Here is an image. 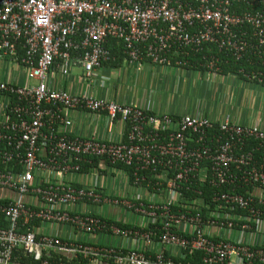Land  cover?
Wrapping results in <instances>:
<instances>
[{
	"label": "built area",
	"instance_id": "built-area-1",
	"mask_svg": "<svg viewBox=\"0 0 264 264\" xmlns=\"http://www.w3.org/2000/svg\"><path fill=\"white\" fill-rule=\"evenodd\" d=\"M263 3L0 0V58L9 57L17 69L22 67L25 81H0V189L14 193L0 199V219L6 223L0 226V262H15L14 254L20 251L39 264H80L72 262L78 256L87 264H181L175 260L199 251L202 264H264V156L255 160L257 149L243 151L247 140L264 144V129L234 123L228 116L214 123L191 115L155 114L92 93L54 89L50 82L51 72L65 77L79 64L88 86L103 84L99 71L113 60L104 46L108 39L122 43L129 64L147 60L157 66L185 68L191 65L190 57L206 50L204 66L211 72L220 71L222 55L264 67ZM235 5L243 9L236 10ZM18 45L23 50L21 59ZM238 74L248 76L241 67ZM73 111L103 114L110 123L124 121L125 140L71 136ZM94 158L110 166L133 167L130 185L136 188L146 182L142 172L160 169L156 178L166 180V198L161 205L144 204L139 198L104 195L96 183L80 187L64 182ZM195 178L214 187L249 186L252 192L215 194L213 200L221 205L206 218L190 210L173 213L171 205L180 184ZM159 184L155 183L154 191H159ZM78 204L129 209L147 219V224L122 228L98 214L75 212ZM34 221L130 239L134 248L36 237L30 229ZM149 225L153 229L145 231ZM155 243L158 247L152 254L140 249ZM54 251L70 253L72 259H48Z\"/></svg>",
	"mask_w": 264,
	"mask_h": 264
},
{
	"label": "crops",
	"instance_id": "crops-1",
	"mask_svg": "<svg viewBox=\"0 0 264 264\" xmlns=\"http://www.w3.org/2000/svg\"><path fill=\"white\" fill-rule=\"evenodd\" d=\"M243 61L247 62L245 59ZM257 67H260V64L256 61L246 65L244 69L248 76L244 78L240 74H225L221 70L211 72L207 69L195 71L186 69L189 67L157 66L147 60L129 64L120 56L100 69V77L105 81L103 84H98L97 81L95 85L88 86L82 78V68L79 64L74 65L70 74L65 77L55 71L51 72L50 82L54 89H64L71 94L92 93L96 97L139 107L155 114H169L175 117L191 115L207 118L214 123L221 122L228 116L234 123L264 129V72L257 70ZM171 71L176 75L182 72V75H179L177 80L172 77L168 79L166 75L171 74ZM181 76L185 77V81L181 80ZM186 78L189 79L187 82ZM24 82L23 77L14 81L20 84ZM182 82L185 86H182ZM175 102L177 107L169 106V103ZM182 104H185L184 108H181ZM70 117L71 136L95 137L114 142L125 140L127 125L120 119L110 123L103 114L83 111H73ZM64 182L76 183L80 187H92L96 183L98 190L104 195L134 201L139 198L148 204H156L166 198L163 194L160 197L148 193L143 188L132 187L123 171L110 166L103 159H98L95 166L86 167L78 174L66 176ZM257 192L259 194V190ZM9 195L14 196V193L10 191ZM73 210L78 213H95L119 223L137 226L147 224V219L118 206L95 207L78 204ZM33 232L36 235H52L87 244L114 245L123 250L134 248L133 240L113 237L107 233L83 234L63 224H41L34 228ZM157 247L155 243L152 248L141 246L140 249L152 254Z\"/></svg>",
	"mask_w": 264,
	"mask_h": 264
},
{
	"label": "trees",
	"instance_id": "trees-1",
	"mask_svg": "<svg viewBox=\"0 0 264 264\" xmlns=\"http://www.w3.org/2000/svg\"><path fill=\"white\" fill-rule=\"evenodd\" d=\"M261 5H264V3ZM261 5L258 7L259 9L263 8ZM234 8L236 10H239V11H241L243 9V7L240 5H235ZM104 46L107 50H109L110 54L113 56V60L110 62L104 63L102 65V67L113 63L115 61V59H118L120 56L124 57L123 53H122L123 45L117 39H108ZM215 50L216 49H214L213 51H215ZM17 53H18L19 59H21L22 54H23V50L21 49L20 45L17 46ZM208 54L209 53L206 50H204V51H201L200 53L190 57L191 65L189 66V68H186V69H192L195 71L196 70L197 71H206V66H204V65H205V63H207ZM223 57H224V55H222L223 60L220 61L218 66H219L221 72H223L225 74H238V69L240 67L244 68L246 65L249 64L247 62H244L243 60H240L239 62H235L229 55L224 57V58ZM224 60H227V61L225 62ZM19 64H21L20 60H19ZM18 69L22 70V67H18ZM256 69L264 72L263 66L257 67ZM22 76H23V73H22ZM127 128H128V126H127ZM251 149H257L256 151H254V154H253L255 160H259V158L261 156H264V144L260 145L259 141L253 140V139L247 140L245 142V146H244L243 151H248ZM97 162H98V158H94V159H92V164H86L85 163L84 165H82V169H84L86 167H93V166H95V164H97ZM1 167L2 166L0 164V168ZM112 167H115L116 169L123 171L129 180V184L132 185V183H133V175H132L133 167L127 166L124 164H115ZM232 168L234 169V166H232ZM234 172H236L235 169H234ZM161 173L162 172L160 169H156L154 172H152V171L142 172L141 174L146 178V182L142 183L141 188L145 189V191H147L150 194H156L160 197L162 196V194L165 195L166 180H161V179L158 180V178H156V176L161 175ZM165 175H167L169 177L171 176L170 173H167ZM157 182L160 183L159 184V191H154L153 187H154L155 183H157ZM70 184H72L73 186H79L76 183H74V184L70 183ZM177 192H178V194L175 198L176 201L171 205V210L173 213L184 212L186 210H190L192 214L199 213L202 218H206V217H208L210 211L215 210L219 205H221L220 202H216L213 200V197L215 194H217V193H227V194L237 193V194H240L243 196H248L249 194H251L252 188L249 186H238V185H224V186L214 187V186L210 185L206 180H201V179L195 178V179L188 180L185 183H181ZM140 200L142 201V199H140ZM142 202L144 204H148L145 201H142ZM161 202H157L156 204L161 205L160 204ZM261 208L264 209V206H262ZM93 215H96V214L94 213ZM263 219H264V215H263ZM115 223L122 228L138 229V227H139V226L134 225V224L119 223V222H115ZM39 225H41V223L39 221H34L33 223H31L30 229L33 231L34 228H37ZM156 225H158V223ZM0 226H2V227L6 226V223L3 222L2 219H0ZM149 228L153 229V225L147 226V228L144 230L146 231ZM157 234H158V232H157ZM37 236L38 235H36V237ZM153 240L156 241L157 238L154 237ZM80 243H82V242H80ZM58 258H60L62 260H66L65 257H61V256H58V255L53 254V253H51L48 256V259H58ZM202 258H203L202 252L194 251V252H187L186 256L183 259L179 258V259H176L175 261H178L181 264H202ZM13 260L15 262H18L21 264H39L38 262L34 261L30 256H26L25 254L21 253L20 251H18L14 254ZM72 262L73 263H80V264H87V261L84 260L81 256H78Z\"/></svg>",
	"mask_w": 264,
	"mask_h": 264
},
{
	"label": "rangeland",
	"instance_id": "rangeland-1",
	"mask_svg": "<svg viewBox=\"0 0 264 264\" xmlns=\"http://www.w3.org/2000/svg\"><path fill=\"white\" fill-rule=\"evenodd\" d=\"M179 75H182V72H180ZM179 75H176L174 71H171V74H169L168 76L166 75V77L168 79L172 77L175 80H177V78H179ZM19 77H23L21 69L17 71L16 66L11 63L9 57L0 58V81H5L9 79L12 81H16V78H19ZM181 80L185 81V77L181 76ZM187 80L189 79L186 78V82ZM182 86H185V83L182 82ZM169 106L177 107L178 105H177V102H175V103H169ZM184 107H185V104H182L181 108H184Z\"/></svg>",
	"mask_w": 264,
	"mask_h": 264
},
{
	"label": "water",
	"instance_id": "water-1",
	"mask_svg": "<svg viewBox=\"0 0 264 264\" xmlns=\"http://www.w3.org/2000/svg\"><path fill=\"white\" fill-rule=\"evenodd\" d=\"M10 194V191L8 190H3L0 189V199L4 198L5 196H8ZM54 253L61 255L62 257H65L67 259H72V254L67 253V252H60V251H54ZM26 256H29L28 254ZM0 264H3L2 262H0ZM10 264H20L17 262H12ZM102 264H106V263H102Z\"/></svg>",
	"mask_w": 264,
	"mask_h": 264
}]
</instances>
